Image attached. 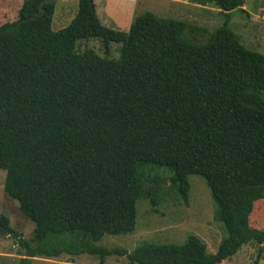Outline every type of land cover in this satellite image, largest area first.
<instances>
[{"label":"trees","instance_id":"1","mask_svg":"<svg viewBox=\"0 0 264 264\" xmlns=\"http://www.w3.org/2000/svg\"><path fill=\"white\" fill-rule=\"evenodd\" d=\"M76 1L75 18L58 31L52 0H24L12 22L0 16V170L5 193L35 224L29 243L0 216V234L25 251L20 264L63 255L222 264L250 244L260 264L264 231L251 226L248 199L264 198V55L229 26L250 0H188L222 12L213 32L151 12L123 32L101 23L95 0ZM89 39L104 57L78 50ZM154 170L170 173L184 201L190 176L206 181L226 232L216 253L195 235L133 252L99 245L135 232L140 200L157 206L169 194L147 175Z\"/></svg>","mask_w":264,"mask_h":264},{"label":"rangeland","instance_id":"2","mask_svg":"<svg viewBox=\"0 0 264 264\" xmlns=\"http://www.w3.org/2000/svg\"><path fill=\"white\" fill-rule=\"evenodd\" d=\"M23 1L0 0V16L8 15L9 19L5 21L9 22L17 20ZM52 1L56 3L53 30L58 31L68 26L75 18L78 3L76 0ZM97 4L101 23L104 26L123 32L129 31L130 26H116L104 15V0H97ZM147 12L163 19L186 22L206 29L208 32L221 27L225 20V16L218 8L194 5L188 0H139L134 19ZM231 18L229 26L240 38L242 44L247 49L264 55V3L259 0H250L242 7V10L233 12ZM200 36H195L196 40H204V35ZM186 37L194 39L191 33H186ZM120 47L118 44L110 46L111 59H120ZM77 48L81 52L93 49L102 57L106 55L105 47L99 40L81 41ZM147 175H151L152 179L160 180L164 190L170 191L169 194L164 196L163 202L157 206H152L149 201L140 200L137 204L135 232L126 236H106L99 245L109 249L119 248L133 252L143 243L181 245L189 236L195 235L206 243L209 253H216L222 239L226 237V232L223 225L215 220L217 206L206 181L198 175L190 176L189 197L187 201H184L175 190L171 189L170 173L165 170H154ZM5 178L6 172L0 170V216H7L10 219L11 228L31 243L35 224L21 212L19 203L5 193ZM249 195L251 196V192H248ZM248 201L251 207V226L264 231V198L252 191V198L250 197ZM257 254L258 246L250 244L243 247L236 257L222 264H254ZM24 257L25 251L20 247L17 238L9 234H0V264H20ZM30 264H130V261L126 256L117 255L106 258L104 263L98 257L90 255L80 257L63 255L57 259H32ZM260 264H264V257Z\"/></svg>","mask_w":264,"mask_h":264},{"label":"crops","instance_id":"3","mask_svg":"<svg viewBox=\"0 0 264 264\" xmlns=\"http://www.w3.org/2000/svg\"><path fill=\"white\" fill-rule=\"evenodd\" d=\"M138 3L139 0H104L103 13L116 26L131 27ZM95 4L101 20L97 0Z\"/></svg>","mask_w":264,"mask_h":264}]
</instances>
